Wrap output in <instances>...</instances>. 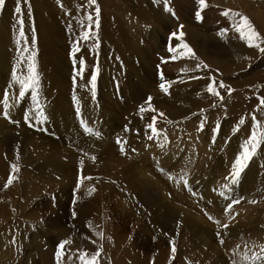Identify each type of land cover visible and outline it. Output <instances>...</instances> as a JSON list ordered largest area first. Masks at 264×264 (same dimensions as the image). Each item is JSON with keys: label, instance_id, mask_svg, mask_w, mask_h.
Here are the masks:
<instances>
[{"label": "rangeland", "instance_id": "1", "mask_svg": "<svg viewBox=\"0 0 264 264\" xmlns=\"http://www.w3.org/2000/svg\"><path fill=\"white\" fill-rule=\"evenodd\" d=\"M243 3L264 37L263 0ZM206 4L198 21L197 0H5L0 264H261L244 257L264 245V138L236 183L233 165L264 133V53Z\"/></svg>", "mask_w": 264, "mask_h": 264}, {"label": "snow or ice", "instance_id": "2", "mask_svg": "<svg viewBox=\"0 0 264 264\" xmlns=\"http://www.w3.org/2000/svg\"><path fill=\"white\" fill-rule=\"evenodd\" d=\"M5 3V0H0V7H3ZM89 3L91 4H96V0H89ZM197 4L199 5V9L196 12V19L199 21L202 19L201 17V11L207 6L206 4V0H197ZM15 11L17 13L21 12L20 7L18 6ZM95 12H96V27H99V15H100V9L99 7L95 8ZM229 14H231L233 17H238V21H235L233 23V28L234 30L239 34V39L244 41L246 43V45L249 48H255L257 49L260 53H264V37H262L260 35V33L254 28V26L252 25V23L250 22L249 18L247 16H244L243 14L239 13V12H231L230 11H225L222 13V15L224 16H228ZM89 21H92V17L89 16L88 17ZM19 24L21 25V29H20V36L23 37L24 36V32H23V20L20 19ZM182 27V26H181ZM174 36L176 35L175 33L173 34ZM221 36L226 35V30H222V32L220 33ZM180 36H183V33H180ZM84 39H88L89 35L88 33L85 34V36L83 37ZM182 47L185 49L186 53L190 56V58H195V54L192 52V49L187 45V44H183L182 43ZM25 51H27V49H25ZM170 52H174L175 49L173 48H169ZM34 58H35V54L33 53V55L29 58L31 61H33V63H30L29 65V77L27 78L26 81H22V90L20 91L19 95L21 97L24 96V89L27 88H34L35 86H37L38 84V78L36 76V72H35V64H34ZM175 58V57H174ZM81 63H83L81 61ZM205 67H207L205 65ZM13 78L16 79L15 74H13ZM92 84H93V88L95 87V80L96 77L95 75L92 76ZM161 79H163V76H161ZM220 88H227L228 86L223 84L222 82L219 84ZM160 88L162 91L167 92V87L164 83L160 84ZM207 91L213 95V96H219V92L216 91V88L213 87V85H209L207 88ZM231 89H229V95H231ZM33 96L35 98V93H33ZM222 99V97H221ZM150 100V98H149ZM261 104L264 105V99L261 100ZM155 111L154 109H151ZM141 112L145 111L144 108L140 109ZM160 115H163L162 113ZM4 116L7 119L8 118V112H7V104L5 103V111H4ZM27 119V117H26ZM253 120H255V117H253ZM152 124L149 125V128H151L153 134H158L157 133V129L154 127L155 121H156V117L154 116L152 118ZM241 124L244 123L243 120L240 121ZM256 128H259V125H256ZM151 138V137H150ZM261 138H264V133L262 132H258L257 130H253L251 133V137L250 139H248L245 144L243 145V151L240 154V156H238L236 158L235 164L233 165V183H236V179L239 177L240 173L242 172V170L244 169V167L247 164V161L251 159L252 155L255 153L257 147L259 146L260 142H261ZM117 143H120V141L118 140ZM121 152L124 151L123 145H121L120 148ZM94 159V158H93ZM19 169L17 167V165H12V171L13 173L17 172ZM15 179V176L12 175L9 177L7 184L10 185L13 180ZM83 179V178H81ZM87 179H91L90 177H88ZM209 219H212V217H209ZM225 227H227V225H225ZM102 236V233L100 234ZM68 243H70L69 241H64L63 243H61V245L59 246L60 249H63L65 247V245H67ZM221 243H223V241H221ZM176 249L175 247L172 248V252L175 253ZM57 260L59 261L60 256H61V252L57 251ZM100 256V251H97L94 255L91 256L90 259H86L87 257V253H81L80 255V260H81V264H98V257ZM244 259L247 261L249 259H251V261L255 262V261H261V264H264V245H262L260 247V253L257 254H253L251 257L245 256Z\"/></svg>", "mask_w": 264, "mask_h": 264}, {"label": "bare ground", "instance_id": "3", "mask_svg": "<svg viewBox=\"0 0 264 264\" xmlns=\"http://www.w3.org/2000/svg\"><path fill=\"white\" fill-rule=\"evenodd\" d=\"M246 1V0H245ZM254 3H256L257 5H259L260 4V2L262 1V0H252ZM263 2H264V0H263ZM206 3H208L209 5H210V8H214V7H221V6H224V7H227V8H237V9H235L236 10V12H239V13H241V14H243L244 16H247L248 18H249V20L251 21V23H252V25L254 26V28H259V24H256V23H254L255 21V19H251L249 16L250 15H248L247 13H246V11H247V9H246V11H245V8H246V6H245V3H243V0H206ZM236 3H237V7H236ZM252 5H253V3H252ZM244 6H245V8H244ZM254 6H256L255 4H254ZM210 8L209 9H207V10H210ZM223 8V7H222ZM211 9V10H212ZM250 9V8H249ZM260 9V8H259ZM206 10V11H207ZM226 10H228V9H226ZM258 10V9H257ZM230 11V10H229ZM249 12V11H248ZM254 12V11H253ZM231 13V12H230ZM261 13V12H260ZM229 16H231L232 17V19L234 20V21H238V17H233L231 14H229ZM207 18V17H206ZM257 19V18H256ZM226 42V41H225ZM198 42L197 41H195V38H194V36H193V34H191L188 30H187V32H186V35H185V37H184V41H183V44H187L189 47H190V45L191 44H197ZM227 43H231L235 48H236V50H238V49H242L243 47L244 48H247V45H246V43H242V42H237V41H232V40H230V39H227ZM216 44H219V45H223L224 43H223V41H221V40H217L216 41ZM218 46V45H217ZM182 49H184L183 47H181ZM191 48V47H190Z\"/></svg>", "mask_w": 264, "mask_h": 264}]
</instances>
